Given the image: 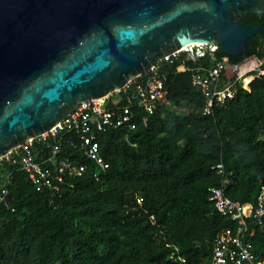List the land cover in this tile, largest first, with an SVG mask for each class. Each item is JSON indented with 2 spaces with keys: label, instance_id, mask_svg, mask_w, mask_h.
<instances>
[{
  "label": "trees",
  "instance_id": "trees-1",
  "mask_svg": "<svg viewBox=\"0 0 264 264\" xmlns=\"http://www.w3.org/2000/svg\"><path fill=\"white\" fill-rule=\"evenodd\" d=\"M261 22L245 53L228 57L229 78L247 59L264 61V15L243 20L250 27ZM159 68L173 110L158 109L146 126L137 120L128 142L120 130L101 133L108 167L99 181L84 158L86 173L59 194L37 192L15 171L8 197L14 212L0 208V264H174V247L189 264L208 263L215 235L230 226L209 203V189L223 187L246 203L264 186V77H255L249 92L239 86L225 108L206 115L190 74L164 62ZM182 105L194 112L178 113ZM219 163L222 176L211 169ZM251 244L263 253L264 231Z\"/></svg>",
  "mask_w": 264,
  "mask_h": 264
},
{
  "label": "water",
  "instance_id": "water-1",
  "mask_svg": "<svg viewBox=\"0 0 264 264\" xmlns=\"http://www.w3.org/2000/svg\"><path fill=\"white\" fill-rule=\"evenodd\" d=\"M264 0H0V157L192 44L241 56Z\"/></svg>",
  "mask_w": 264,
  "mask_h": 264
},
{
  "label": "built area",
  "instance_id": "built-area-1",
  "mask_svg": "<svg viewBox=\"0 0 264 264\" xmlns=\"http://www.w3.org/2000/svg\"><path fill=\"white\" fill-rule=\"evenodd\" d=\"M217 49L214 45H190L166 55L155 67L127 81L120 90L80 103L50 130L0 157V208L14 212L8 197L15 171L24 172L37 192L59 194L62 185L72 188L71 180L86 173L87 166L80 162L84 158L95 167L92 177L99 181L100 173L108 167L100 155L101 133L120 130L123 140L128 142V133L137 130V120L146 126L158 109L173 110L167 99L166 75L159 68L161 62L174 66L176 73L190 74L191 85L204 97L206 115L215 108H225L239 86L249 92V83L255 77H264L263 60H257L254 69L236 80L229 78L227 69L234 66L229 65L228 57L215 59ZM207 56L210 64L208 61L201 64ZM68 150L72 152L70 155H66ZM211 169L219 176L224 175L221 163ZM226 183L224 180L223 184ZM208 201L230 226L215 235L207 264H264V252L255 253L251 244L264 231V186L253 202L234 201L225 195L223 187L210 188ZM137 204H141V199H137ZM170 261L189 264L176 247Z\"/></svg>",
  "mask_w": 264,
  "mask_h": 264
},
{
  "label": "bare ground",
  "instance_id": "bare-ground-1",
  "mask_svg": "<svg viewBox=\"0 0 264 264\" xmlns=\"http://www.w3.org/2000/svg\"><path fill=\"white\" fill-rule=\"evenodd\" d=\"M192 45H202V44H192ZM182 49H185V47H183ZM257 65H258V61L255 58H250V59L245 60L243 63H241L240 65H238L236 67L233 79H235V80L238 79L239 77H241L242 75H244L248 71L257 67ZM245 81H246L245 83L247 85L248 82H247V80H245Z\"/></svg>",
  "mask_w": 264,
  "mask_h": 264
},
{
  "label": "rangeland",
  "instance_id": "rangeland-1",
  "mask_svg": "<svg viewBox=\"0 0 264 264\" xmlns=\"http://www.w3.org/2000/svg\"><path fill=\"white\" fill-rule=\"evenodd\" d=\"M258 60V59H257ZM259 61V60H258ZM264 63V61L262 62ZM230 73V71H229ZM178 113H182V114H191L194 112V109L192 107H189L187 105H182L178 110Z\"/></svg>",
  "mask_w": 264,
  "mask_h": 264
}]
</instances>
